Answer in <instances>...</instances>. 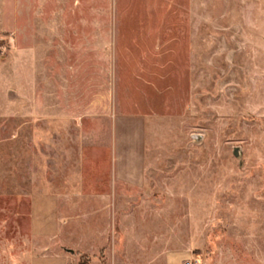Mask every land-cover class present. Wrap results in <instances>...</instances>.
Segmentation results:
<instances>
[{
  "label": "crops",
  "instance_id": "1",
  "mask_svg": "<svg viewBox=\"0 0 264 264\" xmlns=\"http://www.w3.org/2000/svg\"><path fill=\"white\" fill-rule=\"evenodd\" d=\"M203 2L186 0L195 12L181 15V28L196 44L181 51L196 54L198 91L205 26L242 38L211 49L246 54L248 95L260 102L244 137L256 171H221L219 141L213 157L195 158V172L166 169L164 115L149 111L157 92L139 82L155 78L152 63L132 84L118 76L110 94L105 82L92 95L91 69L76 54L133 49L108 48L107 16L79 11L91 0H0V159L33 198L27 264H79L82 255L89 264H184L196 253L205 264H264V0H218L228 12L210 18ZM93 35L104 38L95 48Z\"/></svg>",
  "mask_w": 264,
  "mask_h": 264
},
{
  "label": "rangeland",
  "instance_id": "2",
  "mask_svg": "<svg viewBox=\"0 0 264 264\" xmlns=\"http://www.w3.org/2000/svg\"><path fill=\"white\" fill-rule=\"evenodd\" d=\"M203 1L205 18L228 12L227 2ZM231 7L230 13L234 10L233 4ZM79 8V11L107 16L108 48L114 45L133 49L116 55L111 51L100 54L95 49L90 53L76 54V65L81 69L85 61L91 69L90 89L93 96L98 93L100 83H107L110 94L116 77L120 76L123 87L124 84L127 86L138 80L134 78V72L141 75L142 72L147 73L145 66L153 64L154 70H149V73L154 72L155 78L139 79V82L146 91L154 89L157 92V99L151 102L156 104V108L149 111L164 115L159 118L167 127L166 133L162 134L165 146L160 156L169 163L165 166L168 171L195 172V158L213 157L215 150L211 149V143L215 141L226 144L217 152L221 171H256L259 168L246 159L245 132L247 126L258 119L249 108L260 103L255 96L251 99L248 95L249 83L242 70L247 66L243 61L246 54L218 53L211 49L214 45H237L242 38L213 37L205 26L202 38L205 46L204 79L203 87L197 91L191 82L196 75V54L181 51L186 45L196 44V38L187 36L181 28V15L195 12L194 5L186 4V0H91V3ZM237 9L235 6V11ZM117 24H120L121 30L118 35ZM103 39L93 35L90 38L93 48L99 46ZM228 56L235 63L229 72ZM169 78L171 84L164 86L163 82ZM227 95L230 100H227ZM112 102L109 99V103ZM148 103L143 102L147 106L145 111L148 110ZM159 106L161 110L157 109ZM96 121L109 125V121L104 119ZM204 162L208 164L210 161ZM7 164L0 159V264H27L34 235L31 215L33 198L23 188L25 182L19 180L20 175L11 174L13 172L9 171ZM88 257L82 255L79 264H89Z\"/></svg>",
  "mask_w": 264,
  "mask_h": 264
},
{
  "label": "built area",
  "instance_id": "3",
  "mask_svg": "<svg viewBox=\"0 0 264 264\" xmlns=\"http://www.w3.org/2000/svg\"><path fill=\"white\" fill-rule=\"evenodd\" d=\"M184 264H205L201 253L194 254L191 258L187 259Z\"/></svg>",
  "mask_w": 264,
  "mask_h": 264
}]
</instances>
